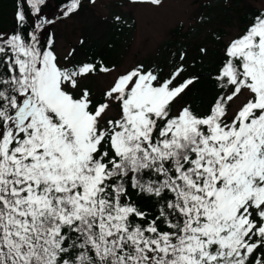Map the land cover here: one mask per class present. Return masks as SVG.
Instances as JSON below:
<instances>
[{
	"label": "snow or ice",
	"instance_id": "obj_1",
	"mask_svg": "<svg viewBox=\"0 0 264 264\" xmlns=\"http://www.w3.org/2000/svg\"><path fill=\"white\" fill-rule=\"evenodd\" d=\"M83 7L15 0L0 30V264H264V11L211 72L181 47L96 94L114 67L56 49ZM205 76L200 113L185 98Z\"/></svg>",
	"mask_w": 264,
	"mask_h": 264
},
{
	"label": "rangeland",
	"instance_id": "obj_2",
	"mask_svg": "<svg viewBox=\"0 0 264 264\" xmlns=\"http://www.w3.org/2000/svg\"><path fill=\"white\" fill-rule=\"evenodd\" d=\"M261 7L264 0H164L159 5L97 0L94 6L86 2L78 14L57 22L56 49L64 55L75 48L78 55L74 54V58L84 60L85 47L109 45V62L115 71L98 73L85 82L96 94L102 93L115 75L137 63L167 70L181 47L187 50L189 60L197 59L196 67L201 73H208L221 61L224 46L245 28L248 13ZM14 11V0H0V30H10ZM115 15H120L124 23L116 25ZM81 39L85 47L79 44ZM201 46L208 49L206 56H200ZM197 85L199 89L193 90L198 91L192 90L185 100L192 104L194 98H204L199 110L205 112L212 99L205 88L212 89L214 85L207 76Z\"/></svg>",
	"mask_w": 264,
	"mask_h": 264
},
{
	"label": "trees",
	"instance_id": "obj_3",
	"mask_svg": "<svg viewBox=\"0 0 264 264\" xmlns=\"http://www.w3.org/2000/svg\"><path fill=\"white\" fill-rule=\"evenodd\" d=\"M118 2L120 3H123V2H128L130 3V0H117ZM164 0H161V3L163 2ZM57 2V0H56ZM87 0H84V3H86ZM14 7H15V0H14ZM261 11H264V7H261V8H257V9H254L252 11H250L247 15V23L259 12ZM13 24H14V20L11 22V26H10V30L12 29L13 27ZM247 25V24H246ZM84 46V45H83ZM109 46V45H108ZM107 46V47H108ZM85 47V46H84ZM107 47H103L102 45L98 44V43H95L93 44L92 46H87L85 47V49H83L82 52H84L86 54V59L83 60V58L79 57L78 56H75V60L77 62H80V61H92V62H95V61H102L106 66L108 67H112L111 63L109 62V52H108V49ZM197 89H199V85L196 86ZM197 89H194L193 92H196L198 91ZM206 90H209V95H208V98H212L211 101L209 103L212 102L213 100V97L215 95V88L213 87L212 89H209L208 87L205 88ZM211 95V96H210ZM204 98H199V97H196L194 98V101L192 102V107L200 112L199 108H201V106L204 104V102L202 101ZM208 104V103H207ZM209 105V104H208ZM202 109H204V106L202 107ZM200 113H203V112H200Z\"/></svg>",
	"mask_w": 264,
	"mask_h": 264
}]
</instances>
